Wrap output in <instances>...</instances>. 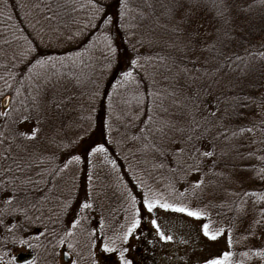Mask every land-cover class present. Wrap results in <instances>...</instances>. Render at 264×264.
Returning a JSON list of instances; mask_svg holds the SVG:
<instances>
[{
    "label": "snow or ice",
    "instance_id": "snow-or-ice-1",
    "mask_svg": "<svg viewBox=\"0 0 264 264\" xmlns=\"http://www.w3.org/2000/svg\"><path fill=\"white\" fill-rule=\"evenodd\" d=\"M256 2L264 5V0H256ZM199 3L200 0H167V3L160 5L162 10L157 16L155 5L151 0H146L148 10L139 13L140 19L141 21L154 19L155 26L140 32L138 39L140 24L121 23L120 25V28L129 35V39L136 40L141 47L148 49L159 47L161 51L144 56L137 52L129 61V69L120 73L121 80L117 81V85L136 83V69L150 64L157 70L163 69L172 74L164 77L165 80L171 81L166 92L149 93L153 98V105L162 106L163 100L170 96L173 98V104L182 109L179 120L161 121L159 125L153 116H147V120L144 121L146 126L138 130L139 135L131 136L129 139L143 141L139 151H151L161 158L159 163L152 165L153 168H167L174 175L183 173L181 179H186L193 173L198 174L199 178L191 181L189 187L183 188L182 191L177 190L170 181L165 185L167 194L154 190L144 179L138 178L141 206L137 207V194H133L131 190L122 193L133 209V214L129 223L123 226L125 230L113 238L104 234L103 220L98 221L99 233L95 227H89L91 221L89 210L93 209L94 202L91 174L88 176L83 199L73 196L70 189L67 195L56 197L55 208L49 206L52 204L51 193L57 188L55 182L63 179L64 174L73 165L84 161L91 165V158L103 154L105 161L111 164L113 169L116 168L117 160H109L107 156L111 141H97L89 132L86 136H78L74 140L68 139L67 142L64 138L48 137L47 144L50 151H39L34 147L41 139L43 125L49 120V110L52 107L59 110L63 104L62 99L56 98V90L61 81L70 77L69 82L73 87L82 83L80 77L73 76L72 73H49L47 70L55 69L57 63L61 67H67L68 64L75 66L85 52L94 53L98 48L109 61L106 67L110 68L111 61L118 53L111 35V27L100 31L98 37L93 36L89 39L88 47L84 52L76 51L55 57L42 55L40 48L50 47L53 40H59L61 37L66 42L79 41L85 36L86 28L98 29L99 23L105 26L113 25V18L107 14L104 0H87L86 4L81 3L79 6L76 0H34V2L0 0V16L11 21L13 9L26 10L25 19L31 27V32L25 34L24 30L10 26L7 28V34L0 36V60L6 61L0 63V68L6 73L0 75V80L3 81L6 89L12 90L0 91V101H4L0 104V237H2L0 244L24 249L26 255L31 257L24 259V264H38L40 259L38 252L41 249L50 258L61 254L67 256L70 264H85V262L102 264V258L108 259L111 256L116 257L115 264H132V261L126 257L128 249L123 246L117 247V241L126 243L139 229L142 215L153 216L158 210L182 214L199 222L195 229L198 242L210 244L218 242L221 238L225 239L224 249L215 254L199 257V264H244L243 259L236 258L237 253L234 250L238 243L234 240L236 226L232 223L227 226L218 225L212 219L213 209L217 207L212 201L201 204L191 202L202 200L208 183V171L216 168L220 159L228 155L227 148H221L217 153V141L222 140L227 145L238 134L251 133L256 127L255 125L238 127L237 131L229 127L232 115L242 116L239 109L247 108L249 102L255 103V101L246 97V101L249 102L241 103L239 97L226 96L223 91L214 94L220 87L223 69L230 67L231 61L226 56L222 63L217 60V57L223 55L218 46L223 43L221 40L216 39L209 43L208 39H202L203 23L196 18V12L193 10ZM119 5V16L123 21L128 17L130 9L127 0H119ZM78 7L89 10L90 18L87 24L82 25L73 15L77 13ZM248 7L251 8L252 5ZM228 11L225 0H219L217 16L224 19L225 23H227ZM66 18H69L71 24L75 26L74 31L69 28ZM161 19L164 21L162 24ZM92 20H98L99 23L93 25ZM64 29H68L67 34ZM157 29H163L166 38L158 35ZM228 38L232 39V37ZM204 53L209 55L203 56L202 59ZM249 55L254 54L249 53ZM258 55L264 58V52ZM242 59L243 57H236V60ZM213 61L217 62L213 64ZM80 63L83 64V61L80 60ZM21 66L26 71H20ZM136 86L139 87V84L136 83ZM95 95L96 93H93L91 98ZM144 98L146 97L137 96V103H143ZM67 99L70 101L72 98L67 97ZM157 100L161 102L160 105L156 104ZM261 102L264 103V100ZM135 118L139 119V114ZM261 124L264 125V120ZM169 133H179L184 137L180 143L185 146H177L172 154V162L177 165L176 167H170L167 162L168 149L164 146V141L170 139ZM209 137H211L210 141ZM193 140L206 144L207 149L201 151L196 148L192 143ZM189 144L191 148L187 146ZM61 157H63L62 166L55 164L54 162ZM201 173L202 176L199 175ZM212 175L229 183L233 182L231 173L225 175L224 172H212ZM254 178L264 182V169L255 172ZM73 187L75 188V185ZM225 192L235 198L227 202V206L229 211L235 212L237 219H247L251 215L246 230L248 234L242 237V240L258 238L257 234L264 232V186L258 190L241 189L227 192L225 189ZM219 206L224 207L225 203L222 202ZM61 215H71V219L65 222L61 219ZM150 223L160 241L174 240L173 235L166 234L161 229L156 218L153 217ZM25 225L33 230L26 231ZM81 235L87 237L86 243H81ZM181 243L188 245L189 241L181 240ZM57 249L60 251L57 252ZM33 252H37V255H32ZM4 256L9 257L7 264H17L19 259L10 251L0 252V259ZM239 256L249 260L255 257L259 264H264V245L241 251Z\"/></svg>",
    "mask_w": 264,
    "mask_h": 264
},
{
    "label": "trees",
    "instance_id": "trees-1",
    "mask_svg": "<svg viewBox=\"0 0 264 264\" xmlns=\"http://www.w3.org/2000/svg\"><path fill=\"white\" fill-rule=\"evenodd\" d=\"M250 1L252 7H248V11L240 9L239 16L232 13V7H228L229 11L226 14L227 23H225L224 19L217 16L219 0H200L199 5L193 9L198 10L199 13L209 17L214 22L213 30H210V32L201 30V33L202 39H208L209 43L216 39L223 42L218 45L223 55L217 57V60L222 63L226 56L231 61V66L223 69L220 77V87L215 90L214 94H219L220 91H223L226 96L239 97L241 103L249 102L246 101V97H250L255 101V103L249 102L247 108L239 109L242 116L233 114L229 124L230 129L233 131H237L238 127H252L255 125L254 131L238 134L227 145L222 140L217 141V153L220 152L221 148H227L228 155L220 159L216 168L211 169V171L205 169V171H208V183L205 195L200 200L205 202L210 200L217 206L222 202L225 203V206L221 209L227 215V221L236 225L239 221H244V218L237 219L235 212L228 210L227 202H231L235 198L228 196L225 189H227V192H233L241 189L258 190L264 186V182L254 178L255 172L264 169V125L261 124V121L264 120V103L261 102L264 100V58L258 55L260 52H264V47H262L264 45V5L257 3L256 0ZM14 2H18V0H14ZM28 2H34V0H28ZM76 2L79 6L81 3L86 4L87 0H76ZM127 2L130 12L123 21L119 16V0H104L107 14L113 18V25L105 26L99 23L98 20H92L93 25L99 23V28H86L85 36L81 40L66 42L61 37L59 40H53L50 47L40 48L42 55L55 57L65 56L76 51L84 52V49L88 47L89 39L93 36L98 37L100 31L105 30L106 27H111V35L115 41L114 46L117 47L118 53L116 58L111 61L112 67L110 68L106 67L109 61L105 59L98 48L94 53H84L80 58L83 64L80 63V60L77 61L75 66L68 64L67 67H61L57 63L55 69L49 68L47 70L49 73H72L73 76L80 77L82 83L77 87H73L72 83L69 82L70 77L61 81L56 90V98L58 100L62 99L63 104L59 110L55 107L49 110V120L43 125L41 139L34 145L37 150L45 151L49 150L48 137L64 138L65 142H67L68 139L74 140L78 136H86V133L89 132L92 138L97 141H111L107 156L109 160H117L116 168L113 169L112 165L105 161L103 154L99 157L91 158V165L86 161L73 165L64 174L63 179L55 182L57 188L51 193L52 204L49 206L55 208L56 197L67 195L70 189L73 196L83 199L85 187L88 184V176L91 174L93 177L92 184L94 185L92 192L94 202L93 209L89 210L91 216L89 227H95L99 233L100 226L98 221L103 220L104 234L113 238L125 230L123 226L129 223L133 214V209L128 201L124 197H120L118 193L131 190L133 194H137V197H140L141 188L139 187L138 178L144 179L154 190L165 192V194H167L165 185L170 181L174 183L177 190L190 185L186 179L180 178L183 173L174 175L167 168H153L152 165L159 163L161 158L151 151H139L138 149L141 148L143 141L138 142L129 139L131 136L139 135L138 130L146 126L144 121L147 120V116H153L157 125H159L161 121L179 120V113L182 109L173 104V98L170 96L163 100L162 106L153 105V98L149 93L153 91L166 92L170 87L171 81L165 80L164 77L172 74L163 71V69L157 70L150 64L145 65L144 68L136 69V83L139 84V87L136 86V83H121L117 85V81L121 80L120 73L129 69V61L137 52L144 56L154 55L155 52L161 51L159 47L154 49L141 47L136 40L129 39V35L120 28L121 23L140 24V29L137 32L138 39L140 32L155 26L154 19L145 21L140 19L139 13L142 10H148L146 8V0H127ZM151 2L155 5L156 15L159 16L162 10L160 5L167 3V0H151ZM225 2L229 6L230 0H225ZM25 11L19 8L13 9L11 21L4 16H0V36L6 35L7 28L10 26L24 30L25 34L31 32V27L25 19ZM73 15L76 16L82 25L87 24L90 18L87 8L81 9L78 7L77 13ZM66 20L69 28L74 31L75 26L71 24V20L69 18H66ZM160 23H164L163 19L160 20ZM64 31L67 34L68 29H64ZM205 33L209 35L205 36ZM157 34L166 38L163 29H157ZM228 37H232V39ZM249 53L254 55H249ZM208 55V53H204L202 59L203 56ZM237 56L243 57V59L236 60ZM216 62L213 61V64ZM0 63H6V61L0 60ZM84 65L87 66L85 67ZM20 71H26V69L21 66ZM5 74L4 69L0 68V75ZM153 79H155V84H153ZM53 82L55 83V78ZM0 91L10 92L12 90L6 89L3 81L0 80ZM93 93H96V95L91 98ZM12 94L14 95V92ZM137 96L146 98L143 99V103L138 104ZM67 97L72 99L69 101ZM221 99H224V97H221ZM160 103L159 100L156 101L157 105H160ZM209 103H211V98H209ZM137 114H139V119L135 118ZM169 136L170 139L164 141V146L168 149L167 162L170 167H176L177 165L172 162V154L177 146H185L180 143L184 137L179 133H169ZM208 139L210 141L211 137ZM192 143L201 151L207 149L206 144L197 143L195 140ZM187 146L191 148V144ZM57 155H59V152H57ZM62 160L63 157L54 163L62 166ZM212 172H224L225 175L231 173L233 182L229 183L218 176H213ZM202 175L203 173L200 174V176ZM115 176H117V179ZM193 176L195 179L198 178L195 173H193ZM74 185L75 188L73 187ZM140 205L141 197L137 198V207H140ZM249 208L250 210L252 208L251 200L249 201ZM248 218L251 220V215ZM61 219L67 222L71 219V215H61ZM246 228H248L247 225ZM139 229V233L145 232L143 215ZM25 230L31 231L33 229H29V226L25 225ZM246 230L244 233L237 229L234 233V240L238 241L234 249L237 253L236 258L243 259L244 264H259L255 257L249 260L239 256L241 251H248L254 247L264 245V238L259 245H255L258 238H249L247 241H243L242 237L248 234ZM80 239L81 243L87 242L85 235H81ZM129 241L126 243L117 241V247L123 246L127 248ZM138 246V253L142 259L141 263L151 264L150 258H152L154 260L152 264H156V251L150 250L151 248L147 243L139 242ZM19 249L22 248L19 246L5 247L0 244V252L10 251L13 256L19 257L17 252ZM59 251L60 249H57V252ZM38 254L40 257L38 264H41L43 259L54 260L50 264H57L55 262L57 256L54 258L47 257L43 249L39 250ZM32 255H37V252H33ZM30 258L29 256L25 257V259ZM8 259L9 257L4 256L0 259V264H7ZM23 261L24 259L21 256L17 264H24Z\"/></svg>",
    "mask_w": 264,
    "mask_h": 264
},
{
    "label": "rangeland",
    "instance_id": "rangeland-1",
    "mask_svg": "<svg viewBox=\"0 0 264 264\" xmlns=\"http://www.w3.org/2000/svg\"><path fill=\"white\" fill-rule=\"evenodd\" d=\"M250 2V0H230V4L228 7H232V13L239 16L240 9L248 11V6L251 4ZM194 11L196 12V18L203 23V28L201 30L206 32H210V30H213V20L199 13L196 9ZM56 120L58 121V119ZM196 175L199 178L198 174ZM115 178L117 179V176H115ZM194 179L195 178L193 174L189 175L186 178L187 183H190ZM118 182L120 181L118 180ZM183 188L185 187H181L180 189L183 190ZM122 193L123 192H119L118 195L120 197H124ZM191 202L193 204L208 203L200 200ZM221 208L223 207L219 208V206H217L213 209L212 219L216 221L218 225L222 224L227 226L228 224H230V221H227V215ZM216 213H219V215H217ZM153 217L158 220L161 229L164 230L166 234L174 236L173 241L164 242L159 240V238L155 234V230L150 223V220ZM248 221H250L249 218L244 219V221H239L237 225H234L238 230H240V232L245 233V230L247 229L246 225L248 226ZM198 223L199 222L193 221L191 218L185 217L182 214L165 213L162 210L156 211L153 216L143 215V227L145 229V232L139 233L140 229H138L134 233V235L129 238L130 241L127 243L128 251L126 253V257L132 261V264H142L141 256H139L138 253V243L143 242V244L147 243V245L150 246V250L153 249L156 251V264H159V262H161V264H199V257L219 252L226 247V243L224 238H221L218 242L210 244L198 242L197 233L195 231ZM263 238L264 232L259 233L258 241L255 245L261 244V240ZM181 240H188V245L181 243ZM17 252L19 257L22 256V259H25V257H27L24 249H19L17 250ZM97 252L99 253L98 248ZM53 261L54 260L43 259L41 260V264H50L53 263ZM115 261V256H111L108 259L102 258V264H115ZM150 261H152L151 264L154 263V260L152 258H150ZM55 262H57V264H70L69 258L67 256L63 257L62 254L57 256Z\"/></svg>",
    "mask_w": 264,
    "mask_h": 264
},
{
    "label": "water",
    "instance_id": "water-1",
    "mask_svg": "<svg viewBox=\"0 0 264 264\" xmlns=\"http://www.w3.org/2000/svg\"><path fill=\"white\" fill-rule=\"evenodd\" d=\"M3 102H4V101H3ZM3 102H2V103H3Z\"/></svg>",
    "mask_w": 264,
    "mask_h": 264
}]
</instances>
